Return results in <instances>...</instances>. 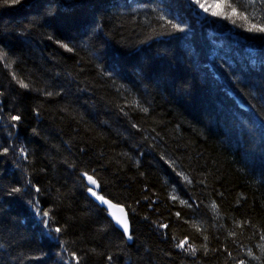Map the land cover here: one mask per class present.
I'll use <instances>...</instances> for the list:
<instances>
[{"label": "trees", "instance_id": "1", "mask_svg": "<svg viewBox=\"0 0 264 264\" xmlns=\"http://www.w3.org/2000/svg\"><path fill=\"white\" fill-rule=\"evenodd\" d=\"M259 28L264 0H0V264H264Z\"/></svg>", "mask_w": 264, "mask_h": 264}, {"label": "water", "instance_id": "2", "mask_svg": "<svg viewBox=\"0 0 264 264\" xmlns=\"http://www.w3.org/2000/svg\"><path fill=\"white\" fill-rule=\"evenodd\" d=\"M87 184L92 189L90 191V195L92 196V198L97 202L99 206L103 207L108 212V217H110L112 222H114L115 226L119 228L126 237H129V235H131L132 228L130 227V217L128 216L127 210L119 205L110 202L105 197L99 196V184H93L89 181V179L87 180ZM93 192L96 193V195H93ZM98 197H103V200L98 199ZM104 201H107V203H105ZM125 225L128 228V234H125L124 232Z\"/></svg>", "mask_w": 264, "mask_h": 264}, {"label": "bare ground", "instance_id": "3", "mask_svg": "<svg viewBox=\"0 0 264 264\" xmlns=\"http://www.w3.org/2000/svg\"><path fill=\"white\" fill-rule=\"evenodd\" d=\"M193 6H195V3L193 4V3H191ZM202 16H203V20L204 19H208V20H210V18L209 17H207V14H205L204 12H202L201 13V18H202ZM206 19V20H207ZM200 23V25L203 23V22H199ZM23 157H25V156H23ZM23 157H21V158H23ZM88 177H92V176H84V179H85V183L87 184V180H88ZM93 178V177H92ZM94 179V178H93ZM89 189H91L90 187H89ZM92 190V189H91ZM88 195H90V191H89V193H88ZM91 196V195H90ZM91 198H92V196H91ZM93 199V198H92ZM94 200V199H93ZM94 202L97 204V202L94 200ZM28 209H30V211H31V218H32V220H34V221H36V223H38L39 224V226H41V230L43 231V233H44V235H45V237L47 238H54V239H58V235H59V232H57L56 231V229H55V227H53L52 226V224H51V219H50V216L49 215H47V216H45V215H43V211H42V209H39V208H37L35 205L34 206H32V207H28ZM107 212V211H106ZM107 215H108V212H107ZM49 232H52V233H54V234H49Z\"/></svg>", "mask_w": 264, "mask_h": 264}, {"label": "snow or ice", "instance_id": "4", "mask_svg": "<svg viewBox=\"0 0 264 264\" xmlns=\"http://www.w3.org/2000/svg\"><path fill=\"white\" fill-rule=\"evenodd\" d=\"M20 2H21V0H4V3H5V4H13V5H15V4H19ZM196 2L198 3L199 0H196ZM229 6H231V5H229ZM201 7H203V5H201ZM233 11H235V9H233ZM213 15H217V13H213ZM172 26H173L174 28L178 27V26L175 25V24H173ZM254 27H255V26H254ZM249 30L251 31L252 29H249ZM257 30L260 31V32H264V28H259V29H257ZM64 47H67V45H64ZM69 51H71V49H69ZM22 86L27 87V85H22ZM12 119H14V120H19L20 118L17 116V117H13ZM4 151L6 152L7 149H5ZM88 179H89V181H90L91 183H93V184L96 183V181L93 180L92 177H88ZM13 191L18 192V191H20V189H13ZM89 191H91V189H89ZM93 195H96V193L93 192ZM98 199L103 200V197H98ZM104 202L107 203V201H104ZM43 215L47 216L48 213L45 212V213H43ZM56 231L59 232L60 229L58 228V229H56ZM124 232H125V234H128V228H127L126 225L124 226ZM128 238L131 239V236L129 235ZM182 246H183V242H182L181 244H178V245H177V247H182ZM250 254H251V253H250ZM242 264H243V262H242Z\"/></svg>", "mask_w": 264, "mask_h": 264}, {"label": "rangeland", "instance_id": "5", "mask_svg": "<svg viewBox=\"0 0 264 264\" xmlns=\"http://www.w3.org/2000/svg\"><path fill=\"white\" fill-rule=\"evenodd\" d=\"M202 5H203V8H207V6H206V2L203 3Z\"/></svg>", "mask_w": 264, "mask_h": 264}]
</instances>
